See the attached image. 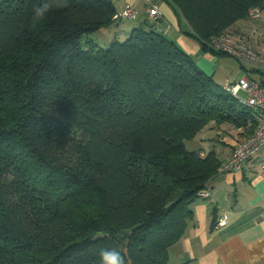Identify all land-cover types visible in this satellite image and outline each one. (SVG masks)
Wrapping results in <instances>:
<instances>
[{
    "label": "trees",
    "instance_id": "1",
    "mask_svg": "<svg viewBox=\"0 0 264 264\" xmlns=\"http://www.w3.org/2000/svg\"><path fill=\"white\" fill-rule=\"evenodd\" d=\"M164 1L213 53L211 37L264 9ZM40 2L0 0V264H101L106 248L126 264H168L222 169L184 141L210 123L245 139L256 113L156 27L98 47L89 37L121 21L113 0H67L34 24Z\"/></svg>",
    "mask_w": 264,
    "mask_h": 264
},
{
    "label": "crops",
    "instance_id": "2",
    "mask_svg": "<svg viewBox=\"0 0 264 264\" xmlns=\"http://www.w3.org/2000/svg\"><path fill=\"white\" fill-rule=\"evenodd\" d=\"M116 12L126 5L134 6L137 16L128 21V30L145 25L150 21L147 9L156 5L162 18L156 28L174 41L190 55L198 68L218 81L216 72L208 71L216 56L202 51L190 37L181 33L182 18L164 0H113ZM110 28L97 34H108ZM186 30V28H183ZM231 31L247 39L254 46L264 49V9L259 17L239 21ZM128 33H125L122 41ZM95 35V34H94ZM102 37V36H101ZM103 38V37H102ZM216 57V58H214ZM244 72L253 69L242 64ZM208 131L203 141L213 150L222 166L230 158L232 150L243 140L238 130L223 124H208L201 132ZM200 132V133H201ZM199 133V134H200ZM208 138V139H205ZM204 154L205 151H201ZM264 149L246 161L239 171L223 172L209 182L208 197L198 196L192 204V218L187 224L180 241L168 251V264H264ZM220 220L224 225H217Z\"/></svg>",
    "mask_w": 264,
    "mask_h": 264
},
{
    "label": "built area",
    "instance_id": "3",
    "mask_svg": "<svg viewBox=\"0 0 264 264\" xmlns=\"http://www.w3.org/2000/svg\"><path fill=\"white\" fill-rule=\"evenodd\" d=\"M260 12L258 8H252L248 12V17L257 18ZM136 16V8L126 5L114 15L113 19L115 21L134 20ZM147 16L154 23H157L162 18L161 12L156 5H151L147 9ZM208 47L234 58L241 64L249 65L254 71L255 78H251V73L246 72L240 79L233 82L227 81L223 85V89L241 104L254 110L258 119V124L253 133L239 142L221 169L223 172L239 171L246 161L264 149V49H260L247 39L232 33H221L211 37ZM208 195L207 190L199 194L200 197H208ZM217 225H224V221L220 220Z\"/></svg>",
    "mask_w": 264,
    "mask_h": 264
},
{
    "label": "rangeland",
    "instance_id": "4",
    "mask_svg": "<svg viewBox=\"0 0 264 264\" xmlns=\"http://www.w3.org/2000/svg\"><path fill=\"white\" fill-rule=\"evenodd\" d=\"M127 24H128V21H119L116 24L111 26L108 34H104V35L103 34H97V35L95 34V35L90 36L89 38L92 39L97 44L98 47L107 48V47H109V45L111 44L113 39H123L122 37H124L125 33H129L131 31V29L128 30L129 26ZM181 27L186 28V30H188L187 24L185 23L184 20H182ZM181 33L184 34V32H182V31H181ZM230 33L234 34L233 31ZM184 36H186V35H184ZM186 37H188V36H186ZM192 40H194V42H196L197 46L201 49L199 43L195 39H192ZM182 47L183 46L180 45L181 51L185 52V50ZM185 53L187 54V52H185ZM208 53H210V55H212V56L217 57V58L214 57V58H216V62H214V63L212 62L210 67L207 69H209L208 71H210V72H214V71L216 72L215 78L218 81H220V82H224V81L233 82L235 80L240 79L241 77H243L245 75L244 70H242V68H241L242 64L239 63L234 58L229 57V56L218 57L216 55V52L213 53L212 51H209ZM199 70L204 72L202 68H199ZM208 76H210V75H208ZM211 77L213 78V75ZM214 81H215V79H214ZM218 85L222 88V86L220 84H218ZM207 135H208V131H204V132H201L200 134H198L192 140H185L184 144H185L186 149L188 151H193V152H200V150H201V151H205L204 153L206 154L207 152H209V146L207 145V143H205V141H203V138L207 137ZM205 139H208V138H205ZM169 264H173V262L171 261V262H169Z\"/></svg>",
    "mask_w": 264,
    "mask_h": 264
},
{
    "label": "clouds",
    "instance_id": "5",
    "mask_svg": "<svg viewBox=\"0 0 264 264\" xmlns=\"http://www.w3.org/2000/svg\"><path fill=\"white\" fill-rule=\"evenodd\" d=\"M67 5V0H42L33 8V22L38 23L43 20L53 9L62 8ZM101 264H126V261L118 250L115 248L101 249Z\"/></svg>",
    "mask_w": 264,
    "mask_h": 264
},
{
    "label": "water",
    "instance_id": "6",
    "mask_svg": "<svg viewBox=\"0 0 264 264\" xmlns=\"http://www.w3.org/2000/svg\"><path fill=\"white\" fill-rule=\"evenodd\" d=\"M145 26L150 27V28H155L156 27V23L148 21L145 23ZM158 31H161L160 29H157Z\"/></svg>",
    "mask_w": 264,
    "mask_h": 264
}]
</instances>
